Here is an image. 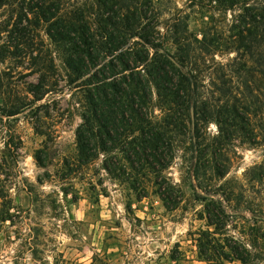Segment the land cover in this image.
Here are the masks:
<instances>
[{"label": "rangeland", "instance_id": "rangeland-1", "mask_svg": "<svg viewBox=\"0 0 264 264\" xmlns=\"http://www.w3.org/2000/svg\"><path fill=\"white\" fill-rule=\"evenodd\" d=\"M32 1L0 0L5 97L29 82L50 89L0 122L22 141L9 161L14 222L0 221V264H264V108L252 104L264 98L238 28L245 7L264 0H152L156 41L195 81L180 91L183 101L159 99L151 85L153 120L174 123V155L158 178L120 153L79 160L85 90L67 82L63 48L45 23L28 10L26 18ZM60 1L64 12L93 2Z\"/></svg>", "mask_w": 264, "mask_h": 264}, {"label": "trees", "instance_id": "trees-1", "mask_svg": "<svg viewBox=\"0 0 264 264\" xmlns=\"http://www.w3.org/2000/svg\"><path fill=\"white\" fill-rule=\"evenodd\" d=\"M151 6L152 0H93L64 12L60 0H36L22 11L26 18L28 12L37 14V25L45 23L47 35L63 48V60L72 74L67 82L85 90L86 105L76 129L79 160L90 162L101 152H113L115 157L120 153V159L132 170L151 168L158 178L174 155L170 129L174 123L153 120L149 110L151 85L159 99L169 95L173 101L183 97L180 91L185 89V83L193 89L195 81L193 75L181 71L175 57L162 50L161 43L156 41L151 29L154 23L149 13ZM89 15L93 16V22ZM242 18V26L238 27L240 44L258 65L262 83L258 96L264 98V2L258 7L246 6ZM151 49L155 50L152 57ZM247 71L253 77V68L248 66ZM5 73L0 71L1 123L5 116L32 109L36 100L50 92L46 89L42 93L40 85L29 82L23 88L24 94L18 91L14 99L6 98L12 89L1 82ZM252 104L264 108V99L258 105ZM232 107L235 117L238 109ZM255 110L258 109L251 112ZM0 140L7 150L6 154L0 153V221L13 223L9 193L13 173L9 161H18L22 141L11 129H0ZM105 167L111 171L109 164ZM156 182L161 187L162 183ZM31 185L27 186L28 191L32 190ZM159 193L166 199L162 188Z\"/></svg>", "mask_w": 264, "mask_h": 264}]
</instances>
